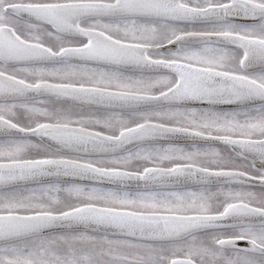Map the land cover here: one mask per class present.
I'll return each mask as SVG.
<instances>
[{"label": "snow or ice", "instance_id": "snow-or-ice-1", "mask_svg": "<svg viewBox=\"0 0 264 264\" xmlns=\"http://www.w3.org/2000/svg\"><path fill=\"white\" fill-rule=\"evenodd\" d=\"M0 264H264V0H0Z\"/></svg>", "mask_w": 264, "mask_h": 264}]
</instances>
